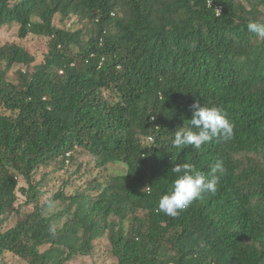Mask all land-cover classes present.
Listing matches in <instances>:
<instances>
[{
    "label": "trees",
    "instance_id": "1",
    "mask_svg": "<svg viewBox=\"0 0 264 264\" xmlns=\"http://www.w3.org/2000/svg\"><path fill=\"white\" fill-rule=\"evenodd\" d=\"M250 21L264 23V0H0V27L48 38L41 55L0 39V264H68L102 237L115 264H264V36ZM197 100L227 112L234 137L174 149ZM85 153L123 170L43 201L36 171ZM173 160L225 167L175 218L158 209Z\"/></svg>",
    "mask_w": 264,
    "mask_h": 264
},
{
    "label": "clouds",
    "instance_id": "2",
    "mask_svg": "<svg viewBox=\"0 0 264 264\" xmlns=\"http://www.w3.org/2000/svg\"><path fill=\"white\" fill-rule=\"evenodd\" d=\"M247 30L264 36V23L250 21ZM190 107V126H182L175 131L174 139L171 140L172 148L182 150L191 146L194 150H199L213 140L228 142L233 139L235 125L227 112L218 107L201 106L198 100ZM171 172L176 174L177 178L170 190L160 197L158 209L163 214L175 218L195 200L217 191L225 167L223 160H218L208 175H204L196 171L190 163H176L173 160Z\"/></svg>",
    "mask_w": 264,
    "mask_h": 264
},
{
    "label": "rangeland",
    "instance_id": "3",
    "mask_svg": "<svg viewBox=\"0 0 264 264\" xmlns=\"http://www.w3.org/2000/svg\"><path fill=\"white\" fill-rule=\"evenodd\" d=\"M19 26L16 23H8L4 24L0 27V39L2 43H20L22 44L28 51L33 54L41 55L42 52L47 51L48 49V38L46 37H37L33 35H29L26 38H21L18 35ZM19 66L14 67L10 70V75L17 70ZM96 159L88 154H82L77 156L76 162L68 163V166L63 170H53V165L50 168H39L36 171L35 179L40 180L41 190L44 192L42 195V200L44 201L51 194L57 192L59 189L64 188L67 192L71 193L76 189L84 188L88 185V181L94 177L99 176V178L103 179L104 176L109 173L113 174L116 172H120L123 170V165L118 164H109L108 168H100L96 166ZM82 163V166L79 171L75 172L78 164ZM47 171H49L47 173ZM68 183L66 184L65 181ZM25 182L22 178H19V186H25ZM18 199L15 203V208H18L21 204L23 205L20 209L22 211L32 210V205L25 206L23 202L25 201V196L21 194L20 191L17 192ZM65 202H55L52 206L46 209V214L53 215L58 211L62 210L66 207ZM18 216L15 211L9 217V220L5 223V227L8 228L15 224ZM67 216H64L60 219L55 220V224L60 226ZM3 264H27V262L12 254L7 253L3 257ZM68 264H115V259L111 256L109 252V243L106 237L99 238L96 241V246L93 250V253L89 256H77L74 260L69 262Z\"/></svg>",
    "mask_w": 264,
    "mask_h": 264
}]
</instances>
